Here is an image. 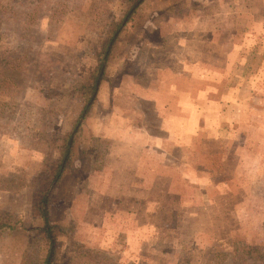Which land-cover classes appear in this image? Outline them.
Here are the masks:
<instances>
[{
    "label": "rangeland",
    "instance_id": "374dc122",
    "mask_svg": "<svg viewBox=\"0 0 264 264\" xmlns=\"http://www.w3.org/2000/svg\"><path fill=\"white\" fill-rule=\"evenodd\" d=\"M126 8L0 0V264L42 262L37 204ZM105 65L48 193L56 264H257L264 0H145Z\"/></svg>",
    "mask_w": 264,
    "mask_h": 264
},
{
    "label": "trees",
    "instance_id": "16d2710c",
    "mask_svg": "<svg viewBox=\"0 0 264 264\" xmlns=\"http://www.w3.org/2000/svg\"><path fill=\"white\" fill-rule=\"evenodd\" d=\"M124 5L127 6L126 10L123 13L122 18L118 22H111L108 32L110 33L109 38L104 42V45L102 47V51L99 54L97 58V66L94 68V71L90 75V86L88 88V96L86 97L85 103L82 106L78 120H76V123L73 127V131H71L63 145L60 151V156L58 159V162L50 176L49 180V187L48 189L45 190V192L42 194L41 198L38 201L37 204V209L40 212V216L43 219V238H44V256L42 259L41 264H56V251L58 247V241H57V235H56V225H53L50 222L49 219V213H48V202H49V196L48 193L53 189L54 185L58 182L64 168L68 164L70 160V150H71V145L73 143V136L75 132L79 130V122L82 117L86 115V113L89 111L94 95L96 92V89L100 83V80L102 79L104 69H105V64L108 56L110 55L112 45L117 38L118 33L121 30L122 25L126 24L127 21L130 19L131 15L134 13L136 8L145 0H121ZM87 90V89H86ZM86 95V92H85ZM7 220V219H6ZM3 218H0V231L7 228L9 230H12L14 228L15 222L12 221H6ZM251 251L248 250L247 252L243 253L244 255V260L242 261H247L248 259L253 260V255H251ZM258 255V258H257ZM256 255L255 260L257 261V264H264V254L259 253ZM253 260V261H255Z\"/></svg>",
    "mask_w": 264,
    "mask_h": 264
}]
</instances>
